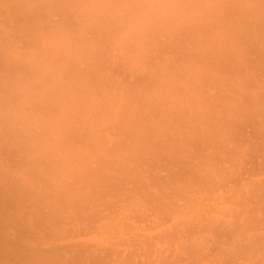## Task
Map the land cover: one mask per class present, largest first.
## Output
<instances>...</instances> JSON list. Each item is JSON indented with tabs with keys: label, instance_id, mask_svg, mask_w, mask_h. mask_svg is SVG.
I'll return each mask as SVG.
<instances>
[{
	"label": "rangeland",
	"instance_id": "1",
	"mask_svg": "<svg viewBox=\"0 0 264 264\" xmlns=\"http://www.w3.org/2000/svg\"><path fill=\"white\" fill-rule=\"evenodd\" d=\"M2 1L3 0H0V2L3 3H0V5H2V7H0V15H3L0 17V59L3 58L0 62V73L2 75V78L0 75V81L2 80V82H0V173L3 171L2 173L4 174H0V178H2L0 189L3 190H0V195H2V201L0 200V231H2L0 234L3 237H0L2 239H0V264H13L15 261L17 264H20V262H22V264H91L92 260L95 264L98 262V264H264V0H131V3L130 0H49L50 2H48V0H42L43 2L41 0ZM36 1H41L42 3L40 4ZM119 1L121 2L118 3ZM228 3L230 5H228ZM36 4L38 6H36ZM106 5L108 9H106ZM132 7L135 8L132 9ZM41 8L44 11H41ZM231 8L232 10H228ZM59 10H61V12H59ZM33 11L38 12V15L36 14L35 17H33ZM9 13L12 15H8ZM121 14L124 15L122 16ZM114 15L115 17H113ZM9 18L10 20L8 21L7 19ZM45 18L46 21L44 20ZM241 19L242 21H240ZM8 22L10 23L8 24ZM37 22H39V24ZM11 25L12 27H9ZM62 27H65V29ZM229 27H231L232 30H236L232 31L231 29H227ZM251 31L253 32L251 33ZM221 32L228 34L223 36ZM216 36H218V40ZM238 37H240L241 40ZM221 38H225L226 42L224 39L220 40ZM244 40H246L245 44L247 46L244 44ZM221 41H223V44ZM6 43L7 45H5ZM240 43L242 44L241 49L239 50L238 48L237 51H240L239 54L241 55H238V53L235 52L236 50L234 51L232 49H234V47L235 49L240 47ZM222 45L223 47H221ZM214 46H217V48ZM230 46L233 47L230 49ZM16 48L18 52L14 54ZM212 48L218 50L215 52ZM219 49H224V52H227V54L224 53V55H227L225 57L229 59L233 58L232 60L234 63L229 61L228 58H225L223 51H219ZM244 50L245 52H243ZM252 51L253 53L250 54ZM261 51L263 54H261ZM216 53L218 55H216ZM245 53L249 55L246 56ZM28 55L29 57H27ZM201 55L203 58L205 57V60ZM3 56H7L8 58ZM22 56L23 59L20 58ZM64 58L69 60L66 61ZM7 61L8 63H6ZM12 61L14 63H12ZM71 61L73 62L71 63ZM227 61L228 64L226 63ZM98 62H100L101 65ZM224 62L230 67V74H228V67ZM85 63L86 66H88L87 68ZM23 65L25 69L22 68ZM210 65L212 66L210 67ZM233 65H238V67L235 66L237 69L233 70L235 68ZM47 67L50 68L47 69ZM71 67L73 69H71ZM162 67L164 68L162 69ZM221 67H227L226 72L224 68V71L220 69ZM186 68L189 70V74ZM9 69L11 71H9ZM37 69L40 71H37ZM239 69L240 71L241 69L244 71L242 70L239 74L237 71ZM194 70L195 72L193 73L198 74L191 73V71ZM236 72L240 76H236ZM34 73H36V75H34ZM155 73H158L157 75L164 78L159 79ZM163 73H165V75H163ZM206 73L209 79L204 77V79L208 81L202 83L201 79L203 76H206ZM7 74H9L11 78H9ZM191 74L192 76H190ZM233 74L235 76H233ZM197 75L199 76L196 77ZM183 76L184 79H182ZM245 76L248 77V79ZM153 77L155 80H153ZM171 78L174 80H171ZM242 78H244V80ZM15 80L18 81L15 82ZM187 80L192 81L188 82ZM154 81L158 83L156 82L155 84ZM167 81L168 84H165ZM193 81V84H195L194 86L190 84ZM3 82L4 84H2ZM7 83L9 84L7 85ZM47 83H50L49 86ZM55 83L56 85H54ZM173 83L174 87L171 85ZM200 83L204 85H199ZM136 84H138L139 87ZM156 85L164 86L158 89ZM176 85H178V87ZM124 86L127 88H124ZM53 87L55 89L58 88L54 90ZM136 90H139L137 91V95L135 94ZM141 91L144 92L141 93ZM193 91H196V93ZM175 92H177V94H175ZM8 93H10V95ZM56 93L58 94L55 95ZM48 96L51 101L48 100L49 98L47 99ZM42 97H44V100L40 99ZM152 97L155 99H151ZM162 97H166L168 103L165 102L166 99H164L163 102ZM137 98L138 100L136 102L141 101V104H136L135 100ZM172 98L175 99L176 102L180 100L178 102L179 106L176 102H172ZM195 98L197 99L196 102L198 106L196 102H194ZM6 99L7 101H5ZM14 99L16 101L15 104ZM213 99H215V101ZM244 101L245 103H243ZM1 102H3V104H1ZM67 102H69V104ZM123 102L125 105H123ZM127 102L129 104H126ZM146 102H149V104H146ZM241 102L243 103V107ZM190 103H193V105ZM239 103H241V106ZM120 105H123L124 108L128 107V111H126L123 106L120 107ZM201 105L203 106L201 107ZM8 106V110L11 112L6 110ZM93 106L95 107L92 111ZM136 106L140 108L142 106L141 109H146L140 110L138 109L139 107ZM43 107H45V109ZM55 107L56 110H59L56 111ZM71 108L73 110H71ZM111 108H113L112 112H110L112 110ZM152 108L157 109L153 110ZM37 109H40L41 113L43 111V115H40L41 113L37 112ZM29 110H32V113ZM62 110H64L65 113ZM131 110L132 112L130 113L129 111ZM138 110L142 112H139V114L137 112ZM70 111L73 114H71ZM135 111L138 113H136L137 115L134 114ZM26 112L28 114H26ZM115 112L116 114H114ZM126 112L128 114H126ZM242 112L243 114H241ZM84 113H86V116ZM123 113L128 117L123 118L125 121L119 118L120 115L121 117L122 115L125 116ZM160 113H162L164 117H162ZM23 114L24 116L26 115L25 119H23ZM29 114L30 116H28ZM44 114H46V116ZM80 114L82 118H79ZM147 114H151V116ZM17 115L19 118H16L18 117ZM114 115L116 119L113 117ZM129 115L134 116L130 117ZM5 116L7 118H5ZM167 116H169V118H167ZM180 116L182 118H180ZM42 117L44 121L39 119ZM61 117L64 119L62 118L61 120ZM134 117L138 120H135ZM66 118L69 120L67 121ZM153 118L156 120L154 121ZM29 119L32 120L31 123ZM145 119L149 121L146 122ZM193 119H196L198 123ZM21 121H25V124ZM55 121H57V123H55ZM83 121L86 125L80 124ZM134 121L137 123L139 121V124ZM45 122L47 123L45 124ZM125 122H129V131H133V134L127 133L128 129L123 128V123L125 124ZM185 122L188 123L187 126ZM13 123L16 125L13 127L14 129L11 128ZM58 123L60 125H56ZM68 123L71 124L68 125ZM104 123L106 124L104 125ZM38 124L40 125L38 126ZM72 124L75 125V129L81 127V132L80 129L75 130L72 128L74 127ZM179 124H183V126ZM195 124L197 125V127L195 126V131L197 132L198 130V134L194 131ZM26 125H32V128ZM106 125L107 128L105 127ZM166 125L168 129L165 128ZM3 126H6V128H2ZM54 126L55 129L52 130L51 128H54ZM60 126L61 129L59 128L58 130ZM84 126L85 128H83ZM184 126L186 127L184 128ZM70 127L73 130H69L68 132L67 129H70ZM216 127L217 129H215ZM186 128L189 129L186 130ZM106 129H109L110 132ZM144 129H146V132L143 131ZM64 130L67 133H65ZM134 130L140 131L136 133ZM13 131H15L14 133H17V135L14 134ZM26 131H28L27 135ZM94 131L96 138L93 137L95 136ZM34 132L36 134L30 135ZM101 132L103 135L106 134L102 136ZM171 132L174 135L176 133L175 138ZM180 132H182V135ZM219 132H222V134H219ZM59 133L62 134V136ZM79 133H82V136ZM126 133L129 137L125 136ZM165 133L167 134L165 135ZM190 133L191 135H188ZM65 134L69 136L70 142L68 136ZM136 134H138L139 138L142 136L145 140L151 139L149 142H146L147 140L145 141L143 138L139 139ZM35 135L37 138H35ZM98 135L100 136L99 141H97L99 139L97 138ZM120 136L122 137L120 138ZM65 137H67V140ZM84 137L87 138L84 139ZM227 137H229V139H227ZM126 138L128 140L131 138L134 141L130 139L132 142V144H130L131 142L129 143ZM135 138L139 140V143H137ZM79 140L80 142H78ZM173 140H175V142ZM42 141L45 142L43 143ZM91 142L92 146L90 145ZM93 142H95L96 146ZM110 142H112V144H110ZM140 142H142L143 147L139 146L141 145ZM27 143H29V145ZM80 143H82L81 145L88 144L89 149L87 150V146H81ZM134 146L136 149H134ZM161 146L163 147L162 149ZM72 147L75 148L73 149ZM99 147L100 150H98ZM156 147L158 150H156ZM51 148H53V151H51ZM70 148L72 151L69 150ZM110 148L111 150H108ZM147 149L150 154H148ZM66 151H68V154H66ZM94 151V155H91ZM104 151L109 153L108 156H105L106 153H104ZM143 151L145 152L143 153ZM46 152H50V154ZM51 152L54 154L51 155ZM74 154H76V157ZM78 154L81 155L78 156ZM114 154L120 157L118 158L116 156L117 158H115ZM65 155H69L68 158ZM97 155L100 156V160ZM103 156H105V159H103ZM110 158L114 161L112 162ZM51 159H53V161ZM119 159H122V162H118L120 161ZM26 160L29 162H26ZM84 160L87 162H84L83 165L81 161ZM31 161H33V163H31ZM50 161L52 163L54 162L53 164L55 165L53 166ZM39 163H43V165ZM87 163L91 166L89 168H96L92 170L89 169ZM93 163H95V165ZM193 163L195 165L191 166ZM37 164H39V166ZM99 164L102 165L99 166ZM187 164L188 170L187 168L185 169ZM46 166L49 167L47 170ZM40 167H42V169ZM21 168L22 170H19ZM80 168L84 170L82 171ZM27 171L29 172L27 173ZM9 172H11L10 175ZM46 172L49 175L46 174ZM78 172L82 175L81 177ZM88 172L92 173L89 174ZM97 172L100 173V176L96 174ZM21 173H25L26 176ZM92 174L93 177L95 176L96 180L91 177ZM121 174L124 179L121 178ZM185 174L186 177L184 176ZM11 175L14 177L16 176L13 181H10L13 178ZM87 176H90L89 179ZM3 177L7 180L3 179ZM21 177L24 178V187H22L23 180H21ZM76 177L82 180L80 181V179ZM195 177L197 180H195ZM130 178L131 180H129ZM15 179H17V181ZM103 182H105V184H103ZM11 183L13 184L11 185ZM96 184H98L99 187L96 186ZM6 185L8 187L10 186L9 190L11 192L5 190L8 189ZM11 186L16 187L11 188ZM71 186H73V188ZM31 189L33 193H30ZM107 189H109V191ZM4 191H6L7 194L3 193ZM35 191L38 193H35ZM22 192L24 195H22ZM27 192L29 193L28 197L25 196ZM7 195H9V197ZM13 195L16 198L21 197L15 199ZM24 196L26 198H24ZM57 200L62 202V204ZM4 201L6 202L3 203ZM17 201L20 202L18 203ZM15 203H18V205H15ZM5 205H9L8 208H5ZM11 205H13V207H11ZM62 206L64 208H62ZM21 210L24 211V213L26 211L27 214H24ZM14 211L17 212V214H15ZM22 215H24V217ZM1 216L3 218H1ZM29 218L30 220H28ZM5 222L8 223L6 227H4ZM32 222H35L34 226H32ZM11 225H13V227ZM107 225L109 228L104 227ZM113 225L114 227L112 228ZM34 227L36 229H34ZM20 228H22V230ZM27 229L30 232H28ZM15 230H17V232H15ZM24 232L27 233V235H25ZM16 233H20V235ZM19 236L22 237L19 238ZM12 245H15V247ZM5 246H7V248H5ZM11 247H13V252L14 249H17L15 253L9 251ZM6 250L8 253L5 252ZM8 259H12V261H8ZM98 259H100V261H98ZM25 261L27 263H25ZM40 261H42V263H40Z\"/></svg>",
	"mask_w": 264,
	"mask_h": 264
},
{
	"label": "bare ground",
	"instance_id": "2",
	"mask_svg": "<svg viewBox=\"0 0 264 264\" xmlns=\"http://www.w3.org/2000/svg\"><path fill=\"white\" fill-rule=\"evenodd\" d=\"M3 1H4V0H3ZM3 1H2V2H3ZM32 1H33V0H32ZM41 1H42V0H41ZM41 1H40V2L36 1V2L41 4V3L43 2V1H42V2H41ZM65 1H66V0H65ZM78 1H80V0H78ZM125 1H126V0H125ZM175 1H177V0H175ZM235 1H236V0H235ZM258 1H259V0H258ZM48 2H50V1L48 0ZM59 2H60V1H59ZM120 2H121V1H119L118 3H120ZM137 2H139V1H137ZM143 2H144V1H143ZM173 2H174V1H173ZM0 3H1V2H0ZM15 3H16V2H15ZM24 3H25V2H24ZM73 3H74V2H73ZM126 3H127V2H126ZM130 3H131V0H130ZM130 3H128V4H130ZM134 3H135V1H134ZM140 3H142V2H140ZM1 4H3V3H1ZM6 4H7V3H6ZM57 4H58V3H57ZM225 4H226V3H225ZM240 4H241V3H240ZM4 5H5V4H4ZM17 5H18V4H17ZM43 5H44V4H43ZM46 5H47V4H46ZM51 5H52V4H51ZM68 5H69V4H68ZM72 5H73V4H72ZM131 5H132V6H135L134 4H131ZM131 5H128V6H131ZM141 5H142V4H141ZM144 5H145V4H144ZM228 5H230V4L228 3ZM231 5H232V4H231ZM263 5H264V4H263ZM36 6H38V5L36 4ZM36 6H35V7H36ZM112 6H113V5H112ZM122 6H123V5H122ZM148 6H149V5H148ZM240 6H241V5H240ZM242 6H244V5H242ZM255 6H256V5H255ZM0 7H2V5H0ZM3 7H4V6H3ZM43 7H44V6H43ZM49 7H50V6H49ZM56 7H57V5H56ZM71 7H72V6H71ZM99 7H100V5H99ZM114 7H115V6H114ZM141 7H142V6H141ZM146 7H147V5H146ZM256 7H257V6H256ZM5 8H6V7H5ZM8 8H9V6H8ZM20 8H21V7H20ZM24 8H25V7H24ZM37 8H38V7H37ZM72 8H73V7H72ZM115 8H116V7H115ZM122 8H123V7H122ZM128 8H129V7H128ZM134 8H135V7H132V9H134ZM144 8H145V7H144ZM229 8H230V7H229ZM233 8H235V7H233ZM237 8H238V7H237ZM251 8H252V7H251ZM260 8H262V7H260ZM263 8H264V7H263ZM43 9H45V8H43ZM48 9H49V8H48ZM55 9H56V8H55ZM67 9H68V8H67ZM70 9H71V8H70ZM106 9H108V8H107V5H106ZM111 9H113V8H111ZM111 9H110V10H111ZM126 9H127V8H126ZM132 9H131V10H132ZM138 9H139V8H138ZM138 9H137V11H138ZM243 9H244V8H243ZM254 9H255V8H254ZM4 10H5V9H4ZM10 10H11V9H10ZM10 10H8V11H10ZM32 10H33V9H32ZM38 10H39V9H38ZM38 10H37V11H38ZM57 10H58V9H57ZM129 10H130V9H129ZM139 10H142V9H139ZM144 10H145V9H144ZM147 10H148V9H147ZM147 10H146V12H147ZM152 10H153V9H152ZM228 10H232V8H231V9H228ZM234 10H235V9H234ZM240 10H242V9H240ZM247 10H248V9H247ZM252 10H253V9H252ZM18 11H19V10H18ZM35 11H36V9H35ZM35 11H33V12H34V13H33V14H34L33 17H35V15L38 13V12H35ZM39 11H40V10H39ZM41 11H44V10H42V8H41ZM53 11H54V10H53ZM65 11H66V10H65ZM107 11H109V10H107ZM111 11H112V10H111ZM111 11H110V12H111ZM119 11H120V10H119ZM149 11H151V10H149ZM245 11H246V10H245ZM262 11H263V10H262ZM3 12H4V11H3ZM5 12H6V11H5ZM25 12H26V11H25ZM25 12H24V13H25ZM59 12H61V10H59ZM101 12H102V11H101ZM103 12H104V11H103ZM121 12H122V11H121ZM134 12H135V11H134ZM235 12H236V11H235ZM238 12H239V11H238ZM39 13H41V12H39ZM67 13H68V11H67ZM128 13H129V12H128ZM248 13H249V12H248ZM257 13H258V12H257ZM6 14H7V13H6ZM29 14H30V13H29ZM56 14H57V13H56ZM72 14H73V13H72ZM118 14H119V13H118ZM124 14H125V13H124ZM124 14H123V15H124ZM129 14H130V13H129ZM135 14H136V13H135ZM227 14H229V13H227ZM230 14H232V13H230ZM241 14H242V13H241ZM245 14H246V13H245ZM1 15H2V14H1ZM1 15H0V17H1ZM8 15H12V14L9 13ZM37 15H38V14H37ZM39 15H40V14H39ZM47 15H49V14H47ZM69 15H70V14H69ZM90 15H91V14H90ZM101 15H102V14H101ZM104 15H105V14H104ZM108 15H109V13H108ZM110 15H111V14H110ZM119 15H120V14H119ZM121 15H122V14H121ZM123 15H122V16H123ZM236 15H237V14H236ZM2 16H3V15H2ZM5 16H6V15H5ZM30 16H31V15H30ZM67 16H68V14H67ZM70 16H71V15H70ZM106 16H107V15H106ZM132 16H134V15H132ZM228 16H229V15H228ZM41 17H42V15H41ZM55 17H56V16H55ZM64 17H65V16H64ZM100 17H101V16H100ZM113 17H115V15H114ZM230 17H231V16H230ZM236 17H237V16H236ZM249 17H250V16H249ZM251 17H252V16H251ZM10 18H11V17H10ZM10 18L7 19V20L9 21ZM39 18H40V17H39ZM46 18H47V17H46ZM46 18L44 19L45 21H46ZM52 18H53V17H52ZM52 18H51V19H52ZM234 18H235V17H234ZM256 18H257V17H256ZM3 19H4V17H3ZM21 19H22V18H21ZM29 19H30V18H29ZM35 19H37V18H35ZM64 19H66V18H64ZM72 19H73V18H72ZM84 19H85V18H84ZM106 19H107V18H106ZM113 19H115V18H113ZM120 19H121V18H120ZM228 19H230V18H228ZM228 19H226V20H228ZM232 19H233V18H232ZM236 19H237V18H236ZM243 19H244V18H243ZM110 20H111V19H110ZM234 20H235V19H234ZM250 20H251V19H250ZM258 20H259V19H258ZM263 20H264V19H263ZM14 21H15V20H14ZM25 21H26V20H25ZM35 21H38V20H35ZM48 21H49V20H48ZM89 21H90V20H89ZM101 21H103V20H101ZM127 21H128V20H127ZM222 21H223V20H222ZM240 21H242V19H241ZM252 21H253V20H252ZM15 22H16V21H15ZM20 22H21V21H20ZM30 22H31V20H30ZM39 22H42V21H39ZM39 22H37V23L39 24ZM67 22H68V20H67ZM83 22H84V21H83ZM117 22H118V19H117ZM228 22H231V21H228ZM233 22H234V21H233ZM247 22H251V21H247ZM258 22H259V21H258ZM262 22H263V21H262ZM9 23H10V22H8V24H9ZM46 23H47V22H46ZM46 23H45V24H46ZM55 23H56V22H55ZM75 23H76V22H75ZM222 23H223V22H222ZM224 23H226V22H224ZM245 23H246V21H245ZM255 23H256V22H255ZM32 24H33V23H32ZM35 24H36V23H35ZM45 24H44V25H45ZM57 24H58V23H57ZM64 24H65V23H64ZM227 24H228V23H227ZM227 24H226V25H227ZM243 24H244V23H243ZM243 24H242V25H243ZM246 24H247V23H246ZM252 24H253V22H252ZM258 24H259V23H258ZM258 24H257V25H258ZM20 25H21V24H20ZM48 25H50V24H48ZM62 25H63V23H62ZM69 25H70V24H69ZM69 25H67V26H69ZM94 25H95V24H94ZM223 25H225V24H223ZM223 25H222V26H223ZM247 25H248V24H247ZM14 26H15V25H14ZM50 26H51V25H50ZM72 26H73V25H72ZM232 26H233V25H232ZM235 26H236V24H235ZM240 26H241V24H240ZM253 26H254V25H253ZM9 27H12V25L9 26ZM9 27H7V28H9ZM18 27H19V26H18ZM18 27H17V28H18ZM39 27H40V26H39ZM46 27H47V26H46ZM81 27H82V26H81ZM93 27H96V26H93ZM251 27H252V26H251ZM251 27H250V28H251ZM262 27H263V26H262ZM32 28H33V27H32ZM43 28H44V27H43ZM49 28H50V27H49ZM62 28L65 29V27H62ZM241 28H242V27H241ZM241 28H240V29H241ZM27 29H30V28H27ZM51 29H52V28H51ZM51 29H50V30H51ZM57 29H58V28H57ZM68 29H69V27H68ZM107 29H108V28H107ZM115 29H116V28H115ZM224 29H226V28H224ZM224 29H223V30H224ZM227 29H231V30H232L231 27H229V28H227ZM233 29H234V28H233ZM237 29H238V28H237ZM4 30H6V29H4ZM25 30H26V29H25ZM234 30H236V29H234ZM234 30H232V31H234ZM243 30H244V29H243ZM259 30H260V29H259ZM261 30H262V29H261ZM44 31H45V30H44ZM53 31H54V30H53ZM79 31H80V30H79ZM96 31H97V30H96ZM98 31H99V30H98ZM120 31H121V30H120ZM220 31H221V30H220ZM228 31H229V30H228ZM254 31H255V30H254ZM257 31H258V30H257ZM263 31H264V29H263ZM42 32H43V31H42ZM42 32H40V33H42ZM45 32H46V31H45ZM103 32H104V31H103ZM113 32H114V31H113ZM222 32H224V31H222ZM222 32H221V33H222ZM225 32H226V31H225ZM241 32H243V31H241ZM246 32H247V30H246ZM252 32H253V31H251V33H252ZM17 33H18V32H17ZM83 33H84V32H83ZM101 33H102V32H101ZM107 33H108V32H107ZM111 33H112V32H111ZM115 33H116V32H115ZM238 33H239V32H238ZM248 33H249V32H248ZM251 33H250V34H251ZM260 33H261V32H260ZM14 34H15V33H14ZM14 34H13V35H14ZM95 34H96V33H95ZM222 34H223V36H224V35H227L228 33H227V34L222 33ZM47 35H48V34H47ZM68 35H69V34H68ZM235 35H236V34H235ZM241 35H242V33H241ZM251 35H252V34H251ZM263 35H264V34H263ZM218 36H219V35H218ZM218 36H216V39H217ZM220 36H221V35H220ZM243 36H244V35H243ZM246 36H247V35H246ZM246 36H245V37H246ZM53 37H54V36H53ZM227 37H229V36H227ZM251 37H252V36H251ZM13 38H14V37H13ZM22 38L26 39L25 37H22ZM104 38H105V37H104ZM104 38H103V40H104ZM219 38H220V37H219ZM231 38H232V37H231ZM238 38H240V37H238ZM256 38H257V37H256ZM15 39H16V38H15ZM222 39L225 40V38H221L220 40H222ZM228 39H230V38H228ZM234 39H235V38H234ZM243 39H245V38H243ZM250 39H252V38H250ZM18 40H19V38H18ZM18 40H17V41H18ZM188 40H189V39H188ZM217 40H218V39H217ZM240 40H241V38H240ZM263 40H264V38H263ZM4 41H5V40H4ZM84 41H85V40H84ZM189 41H190V40H189ZM215 41H216V40H215ZM248 41H249V40H248ZM103 42H104V41H103ZM103 42H102V43H103ZM225 42H226V40H225ZM228 42H229V41H228ZM234 42L236 43V41H234ZM245 42H246V40H244V44H245ZM2 43H3V42H2ZM7 43H8V42H7ZM7 43H6L5 45H7ZM11 43H13V42H11ZM87 43H88V42H87ZM110 43H111V42H110ZM193 43H194V42H193ZM214 43H215V42H214ZM221 43L223 44V41H221ZM248 43H249V42H248ZM251 43H252V42H251ZM19 44H20V43H19ZM89 44H90V43H89ZM212 44H213V43H212ZM233 44H234V43H233ZM236 44H238V43H236ZM255 44H256V43H255ZM255 44H254V45H255ZM9 45H10V44H9ZM105 45H106V42H105ZM200 45H201V44H200ZM214 45H216V44H214ZM241 45H242V44L240 43V47H237L236 49H235V47H234V49H232V50H234V51L236 50L235 52H237L238 55H241V54H239L240 51H237L238 48H239V50L241 49ZM245 45H246V44H245ZM10 46H12V45H10ZM198 46H199V45H198ZM224 46H225V45H224ZM246 46H247V45H246ZM246 46H245V47H246ZM249 46H250V45H249ZM258 46H259V45H258ZM12 47H13V46H12ZM12 47H10V48H11V49H14V48H12ZM214 47L217 48V46H214ZM221 47H223V45H222ZM232 47H233V46H232ZM232 47L230 46L229 48L231 49ZM4 48H5V47H4ZM4 48H1V49H4ZM201 48H202V47H201ZM6 49H8V48H6ZM203 49H205V48H203ZM210 49H211V48H210ZM212 49H214V48H212ZM225 49H226V46H225ZM247 49H249V48H247ZM17 50H18L17 48H16L15 51L13 50V51H14V54L18 52ZM39 50H40V49H39ZM84 50H85V48H84ZM88 50H89V49H88ZM208 50H209V49H208ZM214 50H215V52H216L218 49H214ZM232 50H231V51H232ZM2 51H3V50H2ZM9 51H10V50H9ZM211 51H212V50H211ZM219 51H223V55H224V53L227 54V52H224V49H222V50L219 49ZM247 51H250V50H247ZM6 52H7V51H6ZM11 52H12V51H11ZM21 52H22V51H21ZM56 52H57V51H56ZM61 52H62V51H61ZM215 52L213 51L214 54H215ZM228 52H230V51H228ZM243 52H245V50H244ZM257 52H258V50H257ZM4 53H5V52H4ZM251 53H253V51L250 52V54H251ZM5 54H6V53H5ZM7 54H9V53H7ZM12 54H13V52H12ZM230 54H231V53H230ZM232 54H233V52H232ZM245 54H246V56L249 55V54H247V53H245ZM261 54H263L262 51H261ZM57 55H58V54H57ZM64 55H65V54H64ZM82 55H83V54H82ZM216 55H218V54L216 53ZM1 56H2V55H1ZM25 56H26V54H25ZM58 56H59V55H58ZM61 56H62V54H61ZM61 56H60V58H61ZM131 56H134V55H131ZM205 56H207V55H205ZM221 56H222V55H221ZM225 56H227V55H224V57H225ZM231 56H233V55H231ZM3 57L8 58L7 56H3ZM27 57H29V55H28ZM201 57H202V55H201ZM207 57H208V56H207ZM241 57H242V56H241ZM248 57H249V56H248ZM262 57H263V56H262ZM6 58H5V60H6ZM15 58H17V57H15ZM15 58H13V59H15ZM20 58L23 59V56L20 57ZM46 58H47V57H46ZM67 58H68V57H67ZM67 58H66V59H67ZM202 58H203V57H202ZM225 58H228V57H225ZM234 58H235V57H234ZM246 58H247V57H246ZM251 58H252V57H251ZM1 59H3V58H1ZM1 59H0V62H1ZM9 59H10V58H9ZM21 59H20V60H21ZM26 59H27V58H26ZM29 59H30V58H29ZM58 59H59V58H58ZM66 59L64 58V60H66ZM95 59H96V58H95ZM95 59H94V60H95ZM203 59L205 60V57H204ZM209 59H210V58H209ZM228 59H229V58H228ZM232 59H233V58H230L229 61H232V62H233ZM240 59H241V58H240ZM16 60H17V59H16ZM68 60H69V59H68ZM68 60H66V61H68ZM87 60H90V59H87ZM91 60H92V58H91ZM206 60H207V59H206ZM246 60H247V59H246ZM252 60H253V59H252ZM254 60H255V59H254ZM47 61H48V60H47ZM80 61H81V59H80ZM220 61H221V60H220ZM222 61H224V60H222ZM248 61H250V60H248ZM23 62H24V61H23ZM72 62H73V61H71V63H72ZM6 63H8V61H7ZM12 63H14V62L12 61ZM98 63L100 64V62H98ZM101 63H102V62H101ZM224 63H225V62H224ZM226 63L228 64V61H227ZM226 63H225V64H226ZM233 63H234V62H233ZM18 64H19V63H18ZM24 64H25V63H24ZM62 64H63V63H62ZM80 64H81V63H80ZM87 64H88V63H87ZM90 64H91V63H90ZM94 64H96V63H94ZM149 64H150V63H149ZM189 64H190V63H189ZM189 64H188V65H189ZM210 64H212V63H210ZM216 64H217V63H216ZM219 64H220V63H219ZM227 64H226V65H227ZM237 64H238V63H237ZM1 65H2V64H1ZM8 65H9V64H8ZM19 65H20V64H19ZM25 65H27V64H25ZM36 65H37V64H36ZM96 65H97V64H96ZM100 65H101V64H100ZM229 65H230V64H229ZM251 65L253 66L252 63H251ZM3 66H4V64H3ZM10 66H11V65H10ZM31 66H32V65H31ZM71 66H72V65H71ZM77 66H78V65H77ZM85 66H86V63H85ZM193 66H194V65H193ZM211 66H212V65H210V67H211ZM218 66H219V65H218ZM233 66H234V67H235V66L238 67V65H233ZM0 67H1V66H0ZM5 67H6V66H5ZM18 67H19V66H18ZM26 67H27V66H26ZM50 67H51V66H50ZM50 67H49V68H50ZM52 67H53V66H52ZM67 67H68V66H67ZM87 67H88V66H86V68H87ZM101 67H102V66H101ZM105 67H106V66H105ZM206 67H207V66H206ZM213 67H214V66H213ZM227 67H228V65H227ZM227 67H221L220 69L223 70V68H224V69H225V72H226ZM234 67H233V68H234ZM244 67H245V64H244ZM8 68H9V67H8ZM22 68L25 69V66L23 65ZM29 68H30V67H29ZM39 68H40V67H39ZM49 68L47 67V69H49ZM58 68H59V67H58ZM75 68H76V67H75ZM163 68H164V67H162V69H163ZM183 68H184V67H183ZM190 68H191V67H190ZM199 68H200V67H199ZM199 68H196V69H199ZM233 68H231V69H233ZM251 68H253V67H251ZM11 69H13V68H11ZM14 69H15V68H14ZM45 69H46V68H45ZM71 69H73V68L71 67ZM83 69H84V68H83ZM92 69H93V68H92ZM99 69H100V68H99ZM99 69H98V70H99ZM184 69H185V68H184ZM186 69H187V68H186ZM200 69H201V68H200ZM220 69H219V70H220ZM229 69H230V67H228V69H227L228 74H230ZM235 69H237V68L235 67L233 70H235ZM50 70H51V69H50ZM53 70H54V69H53ZM62 70H63V69H62ZM78 70H79V69H78ZM164 70H165V69H164ZM181 70H182V69H181ZM187 70H188V69H187ZM202 70H204V69H202ZM210 70H211V69H210ZM219 70H218V71H219ZM242 70H243V69H241V71H240V69H239V70H237V71H238L239 74H240V73L242 72ZM244 70H245V68H244ZM244 70H243V71H244ZM246 70H247V69H246ZM249 70H250V69H249ZM9 71H11V70L9 69ZM17 71H18V70H17ZM37 71H40V70L37 69ZM56 71H57V70H56ZM56 71H55V72H56ZM162 71H163V70H162ZM207 71L209 72L208 68H207ZM223 71H224V70H223ZM2 72H3V71H2ZM5 72H6V70H5ZM26 72H27V71H26ZM34 72H35V71H34ZM46 72H48V71H46ZM64 72H65V71H64ZM72 72H73V71H72ZM76 72H77V71H76ZM153 72H154V71H153ZM180 72H181V71H180ZM185 72H186V71H185ZM187 72H188V74H189V70H188ZM193 72H195V70H194V71H191V73H193ZM7 73H8V71H7ZM28 73H29V71H28ZM37 73H38V72H37ZM68 73H69V72H68ZM102 73H103V72H102ZM145 73H146V72H145ZM181 73H182V72H181ZM232 73H233V72H232ZM236 73H237V72H236ZM236 73H235V75L237 76L238 73H237V74H236ZM3 74H4V73H3ZM42 74H43V73H42ZM58 74H59V73H58ZM64 74H67V73H64ZM70 74H71V73H70ZM74 74H75V73H74ZM155 74H156V73H155ZM157 74H158V73H157ZM157 74H156V75H157ZM168 74H169V73H168ZM177 74H178V73H177ZM193 74H198V73H193ZM202 74H203V73H202ZM202 74H201V75H202ZM210 74H211V73H210ZM0 75H1V73H0ZM13 75H14V73H13ZM32 75H33V73H32ZM34 75H36V73H34ZM46 75H47V74H46ZM54 75H57V74H54ZM77 75H78V74H77ZM80 75H81V74H80ZM80 75H79V76H80ZM149 75H151V74H149ZM156 75H155V76H156ZM163 75H165V73H163ZM180 75H181V74H180ZM203 75H204V74H203ZM203 75H202V76H203ZM235 75L233 74V76H235ZM5 76H6V75H5ZM7 76H9V74H7ZM49 76H50V75H49ZM62 76H64V75H62ZM66 76H67V75H66ZM155 76H154V77H155ZM157 76L159 77V79H163V78H164V77L161 78L160 75H157ZM166 76H167V74H166ZM181 76H182V75H181ZM190 76H192V74H191ZM190 76H189V77H190ZM198 76H199V75H197L196 77H198ZM214 76H215V75H214ZM238 76H240V75H238ZM13 77H15V76H13ZM51 77H52V76H51ZM53 77H54V76H53ZM69 77H70V76H69ZM74 77H76V76H74ZM93 77H94V75H93ZM144 77H145V76H144ZM154 77H153V80H155ZM185 77H186V73H185ZM193 77H195V76H193ZM204 77L208 78L207 73H206V76H203L202 79L200 78L202 81H201V80H199V81H201L202 83H204V81H208V80H205ZM210 77H211V76H210ZM241 77H244V76H241ZM245 77H246V76H245ZM1 78H2V75H1ZM9 78H11V76H9ZM22 78H24V77H22ZM36 78H38V77H36ZM43 78H44V77H43ZM49 78H50V77H49ZM58 78H60V77H58ZM70 78H71V77H70ZM239 78H240V77H239ZM246 78L248 79V77H246ZM52 79H53V78H52ZM86 79H87V76H86ZM172 79H173V78H171V80H172ZM182 79H184V76L182 77ZM189 79H190V78H189ZM197 79H198V78H197ZM208 79H209V78H208ZM242 79L244 80V78H242ZM46 80H47V79H46ZM58 80H59V79H58ZM63 80H64V78H63ZM150 80H151V79H150ZM169 80H170V79H169ZM173 80H174V79H173ZM185 80H186V79H185ZM195 80H196V78H195ZM5 81H6V80H5ZM9 81H10V80H9ZM17 81H18V80H17ZM17 81L15 80V82H17ZM24 81H25V79H24ZM31 81H32V79H31ZM52 81H53V80H52ZM61 81H62V80H61ZM71 81H72V80H71ZM71 81H70V82H71ZM78 81H79V80H78ZM159 81H160V80H159ZM163 81H164V80H163ZM178 81H179V80H178ZM187 81L190 82V81H192V80H190V81L187 80ZM0 82H2V80H1ZM41 82H42V81H41ZM54 82H56V81H54ZM62 82H63V81H62ZM94 82H95V81H94ZM139 82H140V81H139ZM156 82H157V81H156ZM156 82L154 81L155 84H156ZM161 82H162V80H161ZM161 82H160V83H161ZM174 82H176V81H174ZM183 82H184V81H183ZM245 82H246V81H245ZM44 83H45V82H44ZM50 83H51V82H50ZM50 83H47L48 86H49ZM80 83H81V82H80ZM86 83H87V82H86ZM95 83H96V82H95ZM157 83H158V82H157ZM160 83H159V84H160ZM162 83H163V82H162ZM171 83H172V82H171ZM193 83H194V81H193L192 83H190V84H192V85L194 86L195 84H193ZM196 83H197V81H196ZM2 84H4V82H3ZM8 84H9V83H7V85H8ZM11 84H12V83H11ZM15 84H16V83H15ZM40 84H41V83H40ZM52 84H53V83H52ZM71 84H72V83H71ZM84 84H85V83H84ZM129 84H130V83H129ZM141 84H142V83H141ZM165 84H168V81H167V83H165ZM165 84H164V85H165ZM43 85H45V84H43ZM43 85H42V86H43ZM54 85H56V83H55ZM63 85H64V84H63ZM63 85H62V86H63ZM65 85H67V84H65ZM89 85H90V84H89ZM104 85H105V84H104ZM123 85H124V84H123ZM127 85H128V84H127ZM136 85H138V84H136ZM164 85H163V86H164ZM171 85L174 87V83L171 84ZM192 85H191V86H192ZM199 85H204V84H201V83H200ZM36 86H37V85H36ZM51 86H52V85H51ZM57 86H58V85H57ZM69 86H70V85H69ZM69 86H68V87H69ZM112 86H114V85H112ZM128 86H129V85H128ZM142 86H144V85H142ZM150 86H151V84H150ZM154 86H155V85H154ZM156 86H158V85H156ZM161 86H162V85H161ZM161 86H158V89H161V88L163 87V86H162V87H161ZM176 86L178 87V85H176ZM186 86H187V85H186ZM186 86H185V87H186ZM242 86H243V85H242ZM38 87H39V86H38ZM68 87H67V88H68ZM70 87H71V86H70ZM74 87H75V86H74ZM106 87H107V86H106ZM130 87H132V86H130ZM130 87H129V88H130ZM138 87H139V85H138ZM146 87H147V86H146ZM148 87H149V86H148ZM165 87H166V85H165ZM5 88H7V87H5ZM8 88H9V87H8ZM53 88H54V87H53ZM57 88H58V87H57ZM57 88H56V89H57ZM102 88H103V87H102ZM124 88H127V87L124 86ZM129 88H128V89H129ZM11 89H12V88H11ZM13 89H14V87H13ZM56 89L54 88V90H56ZM64 89H65V88H64ZM84 89H87V88H84ZM99 89H100V88H99ZM111 89H113V88H111ZM121 89H122V88H121ZM137 89H138V88H137ZM166 89H167V87H166ZM171 89H172V88H171ZM49 90H50V88H49ZM58 90H59V89H58ZM67 90H68V89H67ZM74 90H75V89H74ZM163 90H164V88H163ZM169 90H170V89H169ZM169 90H168V91H169ZM175 90H176V88H175ZM180 90H181V89H180ZM202 90H203V89H202ZM22 91H24V90H22ZM64 91H65V90H64ZM87 91H88V90H87ZM137 91H139V90H136V93H135V91H134V93H135L136 95H137V93H138ZM148 91H149V90H148ZM173 91H174V90H173ZM9 92H10V91H9ZM13 92H14V90H13ZM15 92H16V91H15ZM31 92H32V91H31ZM47 92H48V91H47ZM76 92H77V91H76ZM94 92H95V91H94ZM142 92H144V91H141V93H142ZM149 92H150V91H149ZM154 92H156V91H154ZM160 92H161V90H160ZM169 92H170V91H169ZM183 92H185V91H183ZM193 92H194V91H193ZM2 93H3V92H2ZM33 93H34V92H33ZM50 93H51V92H50ZM72 93H73V92H72ZM72 93H71V94H72ZM109 93H111V92H109ZM125 93H126V92H125ZM163 93H164V92H163ZM163 93H162V94H163ZM180 93H181V92H180ZM180 93H179V94H180ZM189 93H190V91H189ZM189 93H188V94H189ZM194 93H196V91H195ZM208 93H209V92H208ZM5 94H7V93H5ZM8 94L10 95V93H8ZM57 94H58V93H56L55 95H57ZM61 94H63V93H61ZM103 94H104V93H103ZM117 94H118V93H117ZM128 94H130V93H128ZM164 94H166V93H164ZM175 94H177V92H175ZM175 94H174V95H175ZM183 94H186V93H183ZM13 95H14V94H13ZM13 95H12V96H13ZM16 95H17V94H16ZM18 95H19V94H18ZM29 95H30V94H29ZM50 95H51V94H50ZM78 95H79V94H78ZM136 95H135V96H136ZM146 95H147V94H146ZM157 95H159V94H157ZM172 95H173V94H172ZM190 95H191V94H190ZM2 96H4V95H2ZM44 96H45V95H44ZM66 96H67V95H66ZM66 96H65V97H66ZM129 96H130V95H129ZM129 96H128V97H129ZM167 96H168V95H167ZM182 96H183V95H182ZM182 96H181V98H182ZM191 96H192V95H191ZM203 96H204V95H203ZM10 97H11V96H10ZM13 97H14V96H13ZM67 97H68V96H67ZM131 97H132V96H131ZM137 97H138V96H137ZM154 97H155V96H154ZM174 97H176V96H174ZM194 97H195V96H194ZM16 98H17V97H16ZM43 98H44V97H42V98H40V99H41V100H44ZM48 98H49V99H48ZM53 98H55V97H53ZM134 98H135V97H134ZM138 98H139V97H138ZM138 98L135 100V102L138 100ZM143 98H144V97H143ZM162 98H163V102H164V99H166V97H162ZM162 98H161V99H162ZM168 98H171V97H168ZM189 98H190V96H189ZM214 98H215V97H214ZM31 99H32V98H31ZM45 99H46V98H45ZM47 99H48L49 101H51L49 96L47 97ZM57 99H58V97H57ZM75 99H76V98H75ZM81 99H82V98H81ZM151 99H153V97H152ZM154 99H155V98H154ZM154 99H153V100H154ZM179 99H180V98H179ZM197 99H198V97H197ZM197 99L195 98L194 102H196ZM199 99H200V98H199ZM201 99H202V98H201ZM208 99H209V98H208ZM208 99H207V102H208ZM229 99H230V98H229ZM229 99H228V100H229ZM233 99H234V98H233ZM3 100H4V99H3ZM25 100H26V99H25ZM110 100H111V99H110ZM119 100H120V99H119ZM121 100H122V99H121ZM139 100H140V99H139ZM157 100H158V99H157ZM184 100H185V98H184ZM187 100H188V99H187ZM213 100L215 101V99H213ZM228 100H227V101H228ZM244 100H245V99H244ZM5 101H7V99H6ZM10 101H12V100H10ZM18 101H19V100H18ZM58 101H59V100H58ZM104 101H105V100H104ZM147 101H148V100H147ZM151 101H152V100H151ZM160 101H162V100H160ZM173 101L176 102L175 99L172 98V102H173ZM179 101H180V100H178V102H179ZM204 101H206V100H204ZM40 102H41V101H40ZM42 102H43V101H42ZM59 102H60V101H59ZM120 102H121V101H120ZM135 102H134V103H135ZM165 102L168 103V100L166 99ZM178 102H176L177 105H178ZM192 102H193V100H192ZM239 102H240V100H239ZM15 103H16V101H15V99H14V104H15ZM21 103H22V102H21ZM67 103L69 104V102H67ZM67 103H66V104H67ZM99 103H100V102H99ZM99 103H98V104H99ZM115 103H116V102H115ZM123 103H124V102H123ZM139 103L141 104V101H140V102H136V104H139ZM144 103H145V102H144ZM155 103H156V102H155ZM161 103H162V102H161ZM187 103H188V101H187ZM201 103H202V102H201ZM201 103H200V104H201ZM208 103H209V102H208ZM208 103H207V104H208ZM241 103H242V102H241ZM241 103H239L240 106H241ZM243 103H245V101H244ZM243 103H242V107H243ZM1 104H3V102H1ZM9 104H10V102H9ZM14 104H12V105H14ZM42 104H43V103H42ZM44 104H45V103H44ZM46 104H47V102H46ZM51 104H52V103H51ZM61 104H62V103H61ZM70 104H71V103H70ZM81 104H82V103H81ZM81 104H80V105H81ZM126 104H129V103L127 102ZM146 104H149V102H148V103L146 102ZM183 104H184V103H183ZM183 104H182V105H183ZM190 104L193 105V103H190ZM194 104H195V103H194ZM196 104H197V102H196ZM205 104H206V102H205ZM5 105H6V104H5ZM47 105H48V104H47ZM106 105H107V104H106ZM123 105H125V103H124ZM123 105H120V107H122ZM208 105H209V104H208ZM29 106H30V105H29ZM52 106H53V105H52ZM66 106H67V105H66ZM76 106H77V105H76ZM78 106H79V105H78ZM101 106H103V105H101ZM175 106H176V105H175ZM178 106H179V105H178ZM184 106H185V105H184ZM197 106H198V104H197ZM202 106H203V105H201V107H202ZM209 106H210V105H209ZM10 107H11V106H10ZM33 107H35V106H33ZM36 107H37V105H36ZM59 107H60V106H59ZM67 107H68V106H67ZM67 107H66V108H67ZM94 107H95V106H93L92 111L94 110ZM117 107H118V106H117ZM136 107H139V106H136ZM152 107H153V105H152ZM187 107H188V106H187ZM195 107H196V106H195ZM199 107H200V106H199ZM204 107H205V105H204ZM13 108H15V107H13ZM16 108H17V107H16ZM20 108H21V107H20ZM22 108H23V107H22ZM37 108H38V107H37ZM43 108L45 109V107H43ZM50 108H51V106H50ZM57 108H58V107H57ZM64 108H65V107H64ZM77 108H78V107H77ZM84 108H85V107H84ZM114 108H115V107H114ZM123 108H124V106H123ZM123 108H122V110H123ZM127 108H128V107H125L124 109H125L126 111H128ZM141 108H142V106H141ZM141 108L139 107L138 109H140V110H144V109H146V108H144V109H141ZM166 108H167V107H166ZM178 108H179V107H178ZM184 108H185V107H184ZM207 108H208V106H207ZM8 109H9V106H8V108H7L6 110H8ZM23 109H24V108H23ZM30 109H32V108H30ZM52 109H53V108H52ZM52 109H51V110H52ZM79 109H80V108H79ZM111 109H112V110H111L110 112L113 111V108H111ZM149 109H150V107H149ZM152 109H153V108H152ZM154 109H157V108H154ZM154 109H153V110H154ZM172 109H173V108H172ZM229 109H230V108H229ZM245 109H246V108H245ZM6 110H4V111H6ZM13 110H14V109H13ZM18 110H19V108H18ZM20 110H21V109H20ZM38 110H40V109H37V112H40V113H41V110H40V111H38ZM53 110H54V109H53ZM55 110H56V107H55ZM58 110H59V109H58ZM58 110H56V111H58ZM71 110H73V109L71 108ZM85 110H86V109H85ZM96 110H97V109H96ZM134 110H135V109H134ZM165 110H166V109H165ZM179 110H180V109H179ZM239 110H240V108H239ZM8 111L11 112L10 110H8ZM29 111H30V110H29ZM31 111H32V110H31ZM31 111H30V112H31ZM48 111H49V109H48ZM48 111H47V112H48ZM60 111H61V110H60ZM62 111H64V110H62ZM67 111H68V109H67ZM77 111H78V109H77ZM80 111H81V110H80ZM86 111H87V110H86ZM106 111H107V110H106ZM151 111H152V110H151ZM156 111H157V110H156ZM208 111H209V110H208ZM2 112H3V111H2ZM19 112H20V111H19ZM68 112H69V111H68ZM70 112H71V111H70ZM87 112H88V111H87ZM97 112H98V111H97ZM104 112H105V111H104ZM116 112H117V111H116ZM116 112H115L114 114H116ZM129 112L131 113L132 110L129 111ZM137 112L139 113V112H142V111H139V110H138ZM137 112L135 111L134 114H136ZM159 112H160V111H159ZM172 112H173V111H172ZM185 112H186V111H185ZM5 113H6V112H5ZM22 113H23V112H22ZM31 113H32V112H31ZM48 113H49V112H48ZM64 113H65V111H64ZM78 113H79V111H78ZM107 113H108V112H107ZM117 113H118V112H117ZM120 113H121V112H120ZM120 113H119V114H120ZM130 113H129V114H130ZM138 113H137V114H138ZM150 113H151V112H150ZM154 113H155V112H154ZM154 113H153V115H154ZM192 113H193V112H192ZM2 114H3V113H2ZM6 114H7V113H6ZM11 114H12V113H11ZM20 114H21V113H20ZM24 114H25V113H24ZM24 114H23V116H24ZM26 114H28V113L26 112ZM71 114H73V113L71 112ZM81 114H82V113H81ZM81 114H80L79 118L81 117ZM92 114H93V113H92ZM95 114H96V113H95ZM104 114H106V113H104ZM109 114H111V113H109ZM123 114H124V113H123ZM126 114H128V113L126 112ZM137 114H136V115H137ZM139 114H140V113H139ZM160 114H161V116H162V113H160ZM160 114H159V115H160ZM165 114H167V113H165ZM170 114H171V113H170ZM176 114H177V113H176ZM184 114H185V113H184ZM187 114H188V112H187ZM241 114H243V112H242ZM8 115H9V114H8ZM40 115H43V111H42V113H41ZM40 115H39V117H40ZM44 115L46 116V114H44ZM50 115H51V114H50ZM56 115H57V113H56ZM84 115L86 116V113H84ZM106 115H107V114H106ZM111 115H112V114H111ZM117 115H118V114H117ZM124 115H125V114H124ZM136 115H135V117H136ZM142 115H143V114H142ZM147 115H148V114H147ZM171 115H172V114H171ZM1 116H2V115H1ZM17 116H18V115H17ZM23 116H22V117H23ZM25 116H26V115H25ZM25 116H24L23 119H25ZM28 116H30V114H29ZM51 116H52V115H51ZM88 116H89V115H88ZM99 116H100V114H99ZM108 116H109V115H108ZM129 116H130V115H129ZM132 116H134V115H132ZM132 116H130V117H132ZM148 116H151V114L148 115ZM155 116H156V115H155ZM176 116H177V115H176ZM185 116H186V114H185ZM192 116L195 117L194 115H192ZM8 117H9V116H8ZM13 117H14V116H13ZM20 117H21V116H20ZM31 117H32V116H31ZM43 117H44V116H43ZM43 117H42V118H39V119L42 120V119H44ZM52 117H54V116H52ZM106 117H107V116H106ZM113 117L115 118V115H114ZM125 117H127V115H125V116L122 115V117H121V115L119 116V118H122V120H124L123 118H125ZM135 117H134V119L136 120L137 118H135ZM162 117H164V116H162ZM187 117H188V115H187ZM5 118H7V117L5 116ZM9 118H11V117H9ZM16 118H19V116L16 117ZM28 118H29V117H28ZM28 118H26V119H28ZM58 118H59V116H58ZM62 118H63V117H61V120H62ZM68 118H69V113H68ZM70 118L72 119L71 115H70ZM81 118H82V117H81ZM102 118H103V117H102ZM108 118H109V117H108ZM119 118H117V119H119ZM127 118H128V117H127ZM127 118H126V121H127ZM144 118H145V117H144ZM167 118H169V116H167ZM180 118H182V117L180 116ZM188 118H189V117H188ZM34 119H35V116H34ZM36 119H38V118H36ZM50 119H51V117H50ZM59 119H60V118H59ZM63 119H64V118H63ZM66 119H67V118H66ZM83 119H84V118H83ZM96 119H97V117H96ZM115 119H116V118H115ZM129 119H131V118H129ZM129 119H128V120H129ZM153 119H154V121L156 120L155 118H153ZM161 119H162V118H161ZM164 119H165V118H164ZM183 119H185V118H183ZM183 119H182V120H183ZM186 119H187V118H186ZM191 119H192V118H191ZM191 119H190V120H191ZM228 119H229V118H228ZM11 120H12V119H11ZM21 120H22V119H21ZM29 120H31V119H29ZM40 120H37V121H40ZM45 120H46V119H45ZM48 120H49V119H48ZM54 120H55V119H54ZM68 120H69V119H67V121H68ZM112 120H113V119H112ZM112 120H111V121H112ZM131 120H132V119H131ZM131 120H130V121H131ZM137 120H138V119H137ZM147 120H148V119H147ZM159 120H160V119H159ZM159 120H158V121H159ZM175 120H176V118H175ZM187 120H188V119H187ZM187 120H186V121H187ZM193 120L196 122V119H193ZM198 120H199V119H198ZM206 120H207V119H206ZM229 120H230V119H229ZM2 121H4V120H2ZM8 121H9V120H8ZM27 121H28V120H27ZM42 121H44V120H42ZM51 121H52V120H51ZM96 121H97V120H96ZM107 121H108V120H107ZM120 121H121V119H120ZM124 121H125V120H124ZM139 121H140V120H139ZM139 121H138V123L135 122V121H134V122L137 123V124H139ZM145 121H146V119H145ZM148 121H149V120H148ZM148 121H146V122H148ZM177 121H178V120H177ZM180 121H181V119H180ZM11 122H12V121H11ZM21 122H24V124H25V121H21ZM31 122H32V120L30 121V123H31ZM58 122H59V121H58ZM60 122H61V121H60ZM92 122H93V121H92ZM98 122H99V121H98ZM100 122H101V121H100ZM116 122H117V121H116ZM134 122H132V123H134ZM166 122H167V120H166ZM175 122H176V121H175ZM178 122H179V121H178ZM182 122H183V121H182ZM191 122H192V120H191ZM33 123H34V122H33ZM36 123H37V122H36ZM38 123H39V122H38ZM41 123H42V122H41ZM46 123H47V122H45V124H46ZM55 123H57V121H55ZM61 123H62V122H61ZM117 123H118V122H117ZM119 123H120V122H119ZM121 123H122V122H121ZM183 123H184V122H183ZM185 123H186V126H187L188 123H187V122H185ZM196 123H198V122H196ZM230 123H231V122H230ZM26 124H27V123H26ZM70 124H71V123H70ZM70 124L68 123V125H70ZM74 124H75V123H74ZM74 124H72V125L74 126V127H72V128L75 129V125H74ZM80 124H84V121H83L82 123H80ZM101 124H102V123H101ZM105 124H106V123H104V125H105ZM128 124H129V122H128V123L125 122V124L123 123V128H127V129H128V130H127V133H131V134H133V131H129V126H128ZM146 124H147V123H146ZM156 124H157V122H156ZM161 124H162V123H161ZM165 124H166V123H165ZM173 124H174V123H173ZM0 125H1V124H0ZM3 125H4V124H3ZM5 125H6V124H5ZM9 125H10V124H9ZM12 125H13V126H12ZM12 125H11V126H12L11 128H13V127L16 126L14 123H13ZM21 125H22V124H21ZM39 125H40V124H38V126H39ZM43 125H44V122H43ZM53 125H54V124H53ZM56 125H60V124L58 123V124H56ZM78 125H79V123H78ZM84 125H86V124H84ZM94 125H95V124H94ZM130 125H131V124H130ZM169 125H170V124H169ZM179 125L183 126V124H179ZM228 125H229V124H228ZM26 126H28V125H26ZM29 126H30V125H29ZM29 126H28V127H29ZM41 126H42V124H41ZM76 126H77V125H76ZM96 126H97V125H96ZM96 126H95V127H96ZM145 126H146V125H145ZM152 126H153V125H152ZM152 126H151V127H152ZM170 126H171V125H170ZM181 126H179V127H181ZM186 126H184V128H185ZM195 126L197 127V125H196V124L194 125V131H195ZM33 127H34V126H33ZM36 127H37V126H36ZM50 127H51V124H50ZM65 127H66V126H65ZM90 127H91V126H90ZM99 127H100V125H99ZM105 127L107 128V125H106ZM112 127H113V126H112ZM151 127H150V128H151ZM161 127H162V126H161ZM171 127H172V126H171ZM189 127H190V126H189ZM218 127H219V126H218ZM0 128H1V127H0ZM2 128H6V126H3ZM8 128H9V127H8ZM22 128H23V127H22ZM30 128H32V125L30 126ZM44 128H45V127H44ZM47 128H48V127H47ZM59 128L61 129V126L58 127V130H59ZM72 128L70 127V129H67L68 132H69V130H73ZM83 128H85V126H84ZM87 128H89V127H87ZM109 128H111V127H109ZM137 128H138V127H137ZM165 128L168 129L167 125H166ZM172 128H174V127H172ZM181 128H182V127H181ZM219 128H220V127H219ZM13 129H14V128H13ZM16 129H17V128H16ZM25 129H26V128H25ZM51 129H52V130L55 129V126H54V128H51ZM63 129H64V128H63ZM76 129H80V132H81V127H78V128H76ZM76 129H75V130H76ZM101 129H102V126H101ZM111 129H112V128H111ZM114 129H115V127H114ZM131 129H132V128H131ZM147 129H148V128H147ZM161 129H162V128H161ZM187 129H189V128H186V130H187ZM215 129H217V127H216ZM222 129H223V128H222ZM0 130H1V129H0ZM2 130H3V129H2ZM6 130H7V129H6ZM8 130H9V129H8ZM31 130H32V129H31ZM34 130H35V129H34ZM38 130H39V128H38ZM40 130H42V129H40ZM48 130H49V128H48ZM104 130H105V129H104ZM106 130L109 131V129H106ZM112 130H113V129H112ZM112 130H111V131H112ZM117 130H119V129H117ZM140 130H141V129H140ZM140 130H139V131H140ZM145 130H146V129H144L143 131H145ZM149 130H150V129H149ZM154 130H155V129H154ZM157 130H158V129H157ZM179 130H180V128H179ZM186 130H183V131H186ZM190 130H192V129H190ZM199 130H200V128H199ZM4 131H5V129H4ZM9 131H10V130H9ZM11 131H12V130H11ZM15 131H16V130H15ZM15 131H13V133H14ZM17 131H18V130H17ZM28 131H30V130H28ZM28 131H26V135L28 134V133H27ZM64 131H65V130H64ZM83 131H84V129H83ZM88 131H89V129H88ZM121 131H122V130H121ZM121 131H119V132H121ZM134 131H135V130H134ZM139 131L136 130L135 132H136V133H139ZM141 131H142V130H141ZM155 131H156V130H155ZM164 131H165V130H164ZM172 131H173V129H172ZM194 131H192V132L195 133L196 131H195V132H194ZM218 131H220V130H218ZM221 131H222V130H221ZM19 132H20V131H19ZM35 132H36V131H35ZM35 132L32 133V134H30V133H29V134H30V135H34V134H36ZM75 132H76V131H75ZM109 132H110V131H109ZM123 132H124V130H123ZM145 132H146V131H145ZM166 132H168V131H166ZM189 132H191V131H189ZM197 132H199V131L197 130ZM197 132H196V134H198ZM222 132H223V131H222ZM222 132H221V133L219 132V134H222ZM233 132H234V131H233ZM38 133H39V132H38ZM48 133H49V132H48ZM50 133H54V132H50ZM61 133H62V132H61ZM65 133H67V132L65 131ZM83 133H84V132H83ZM101 133H102V132H101ZM127 133L125 134V136L128 135ZM142 133H143V132H142ZM171 133H172V132H171ZM215 133H216V131H215ZM2 134H3V133H2ZM2 134H1V135H2ZM11 134H12V133H11ZM11 134H10V135H11ZM14 134L17 135V133H14ZM24 134H25V133H24ZM56 134H58V133H56ZM56 134H55V135H56ZM59 134H60V133H59ZM62 134H63V133H62ZM62 134H60V135L62 136ZM69 134H70V133H69ZM79 134H80V133H79ZM81 134H82V133H81ZM81 134H80V135H81ZM84 134H85V133H84ZM105 134H106V133H105ZM105 134H104V135H105ZM115 134H116V133H115ZM143 134H144V133H143ZM162 134H163V133H162ZM166 134H167V133H165V135H166ZM168 134H169V133H168ZM180 134L182 135V132H180ZM183 134H184V133H183ZM196 134H195V135H196ZM216 134H217V133H216ZM65 135H67V134H65ZM80 135H78V136H80ZM94 135H95V131H94ZM99 135H100V134H99ZM99 135H98V137H97V138H99L97 141L100 140V136H99ZM104 135H103V133H102V136H104ZM112 135H113V134H112ZM120 135H121V134H120ZM136 135H137V137H138V134H136ZM145 135H146V134H145ZM172 135H174V134L172 133ZM188 135H191V133L188 134ZM202 135H203V134H202ZM225 135H226V134H225ZM227 135H228V134H227ZM6 136H8V135H6ZM13 136H14V135H13ZM37 136H38V135H37ZM67 136H68V135H67ZM81 136H82V135H81ZM87 136H92V135H87ZM146 136H147V135H146ZM160 136H161V135H160ZM177 136H178V134H177ZM197 136H198V135H197ZM42 137H43V136H42ZM93 137L96 138V135L93 136ZM93 137H91V138H93ZM121 137H122V136H120V138H121ZM127 137H129V136H127ZM137 137H136V138H137ZM148 137H149V136H148ZM175 137H176V133H175V135H174V138H175ZM182 137H184V136H182ZM3 138H5V137H3ZM35 138H37L36 135H35ZM38 138H39V137H38ZM53 138H54V137H53ZM60 138H61V137H60ZM65 138H66V140H67V137H65ZM73 138H74V137H73ZM86 138H87V137H86ZM86 138L84 137V139H86ZM136 138H135V139H136ZM138 138H139V137H138ZM141 138H143V139L145 140L144 137L140 136L139 139H141ZM170 138H171V137H170ZM33 139H34V138H33ZM41 139H42V138H41ZM62 139H63V138H62ZM71 139H72V138H71ZM74 139H75V138H74ZM74 139H72V140H74ZM82 139H83V137H82ZM82 139H80V140H82ZM93 139H94V138H93ZM101 139H102V137H101ZM107 139H108V138H107ZM116 139H117V138H116ZM123 139H124V136H123ZM126 139H127V138H126ZM126 139H125V140H126ZM130 139H131V138H130ZM130 139H129V140L127 139V141H129V143L131 142ZM150 139H151V138H150ZM150 139H149V140H150ZM152 139H153V138H152ZM156 139H157V138H156ZM227 139H229V137H227ZM12 140H13V139H12ZM68 140H69V136H68ZM77 140H78V139H77ZM80 140H79L78 142H80ZM131 140H132V139H131ZM136 140H137V143H139V140H138V139H136ZM146 140H147V139H146ZM146 140H145V141H146ZM149 140H147L146 142H149ZM198 140H199V139H198ZM18 141H20V140H18ZM31 141H32V140H31ZM31 141H28V142H31ZM70 141H71V140H69V142H70ZM75 141H76V140H75ZM75 141H74V142H75ZM91 141H92V140H91ZM101 141H102V140H101ZM101 141H100V143H101ZM103 141H104V140H103ZM127 141H126V142H127ZM132 141H134V140H132ZM173 141L175 142V140H173ZM173 141H172V142H173ZM200 141H201V140H200ZM10 142H12V141H10ZM13 142H14V141H13ZM42 142L44 143L45 141H42ZM89 142H90V141H89ZM104 142H105V141H104ZM107 142H109V141H107ZM114 142H115V141H114ZM116 142H117V141H116ZM204 142H206V141H204ZM23 143H24V142H23ZM34 143H35V142H34ZM40 143H41V140H40ZM87 143H88V141H87ZM93 143H94V145H95V142H93ZM121 143H122V141H121ZM127 143H128V142H127ZM140 143H141V145H139V146H142V142H140ZM143 143H144V142H143ZM154 143H155V142H154ZM169 143H170V142H169ZM24 144H25V143H24ZM27 144L29 145V143H27ZM38 144H39V142H38ZM81 144H82V143H80V145H81ZM91 144H92V142L90 143V145H91ZM101 144L103 145V143H101ZM110 144H112V142H110ZM130 144H132V142H131ZM171 144H173V143H171ZM28 145H26V146H27V147H30V146H28ZM51 145H53V144H51ZM54 145H55V144H54ZM70 145H73V144H70ZM80 145H79V147H80ZM84 145H85V146H84ZM90 145H89V146H90ZM135 145H136V144H135ZM7 146H8V145H7ZM34 146H35V144H34ZM42 146H44V145H42ZM81 146H84V147L87 146V150L89 149V148H88V144H83V145H81ZM91 146H92V145H91ZM95 146H96V145H95ZM103 146H104V145H103ZM205 146H207V145H205ZM12 147H13V146H12ZM38 147H39V146H38ZM51 147H52V146H51ZM68 147H69V146H68ZM70 147H71V146H70ZM105 147H106V145H105ZM110 147H111V145H110ZM113 147H114V146H113ZM136 147H137V146H136ZM142 147H143V146H142ZM152 147H153V146H152ZM45 148H47V147H45ZM55 148H56V147H55ZM72 148H73V147H72ZM74 148H75V147H74ZM74 148H73V149H74ZM139 148H140V147H139ZM162 148H163V147L161 146V149H162ZM16 149H17V148H16ZM33 149H34V148H33ZM51 149H52L51 151H53V148H51ZM78 149H79V148H78ZM85 149H86V148H85ZM96 149H97V147H96ZM121 149H122V148H121ZM125 149H126V148H125ZM134 149H136L135 146H134ZM141 149H142V148H141ZM148 149H149V148H148ZM148 149H147V152H148ZM152 149H153V148H152ZM24 150H25V149H24ZM35 150H36V148H35ZM43 150H44V148H43ZM57 150H58V149H57ZM69 150L72 151L71 148H70ZM79 150H80V149H79ZM82 150H83V149H82ZM94 150H95V149H94ZM98 150H100V147L98 148ZM108 150H111V148L108 149ZM113 150H114V149H113ZM127 150H128V149H127ZM156 150H158L157 147H156ZM15 151H16V150H15ZM29 151H30V150H29ZM58 151H59V150H58ZM73 151H74V150H73ZM91 151H92V150H91ZM101 151H102V150H101ZM115 151H116V150H115ZM159 151H160V150H159ZM161 151H163V150H161ZM36 152H39V151H36ZM44 152H45V151H44ZM44 152H43V153H44ZM87 152H89V151H87ZM87 152H86V153H87ZM144 152H145V151H143V153H144ZM40 153H41V152H40ZM46 153H47V154H50V152H49V153L46 152ZM51 153H52V152H51ZM80 153H81V152H80ZM94 153H95V151L92 152L91 155H94ZM104 153H106V152L104 151ZM134 153H135V152H134ZM137 153H138V152H137ZM157 153H159V152H157ZM31 154H32V152H31ZM33 154H35V153H33ZM53 154H54V153H52L51 155H53ZM55 154H56V153H55ZM66 154H68V151H66ZM71 154H72V153H71ZM88 154H89V153H88ZM96 154H97V152H96ZM108 154H109V153H106L105 156H108ZM112 154H113V153H112ZM112 154H111V155H112ZM148 154H150V152H148ZM20 155H22V154H20ZM74 155H75V157H76V154H74ZM80 155H81V154H78V156H80ZM137 155H138V154H137ZM140 155H141V154H140ZM153 155H154V153H153ZM158 155H159V154H158ZM158 155H157V156H158ZM27 156H28V155H27ZM37 156H38V155H37ZM55 156H56V155H55ZM61 156H62V154H61ZM65 156H67V158H68L69 155H65ZM70 156H72V155H70ZM97 156H98V155H97ZM105 156H103V159H105ZM114 156H115V158H117V157L119 158V157H120L119 155L117 156V154H114ZM116 156H117V157H116ZM130 156H131V155H130ZM135 156H136V154H135ZM149 156H150V155H149ZM159 156H160V155H159ZM35 157H36V156H35ZM86 157H87V156H86ZM88 157H89V156H88ZM94 157H95V156H94ZM99 157H100V156H98V158H99ZM127 157H128V156H127ZM29 158H30V156H29ZM47 158H50V157H47ZM59 158H60V157H59ZM70 158H71V157H70ZM111 158H112V156H111ZM111 158H110V159H111ZM32 159H33V158H32ZM43 159H44V158H43ZM64 159H65V157H64ZM76 159H78V158H76ZM76 159H75V160H76ZM129 159H130V158H129ZM149 159H150V158H149ZM35 160H37V159H35ZM51 160L53 161V159H51ZM62 160H63V159H62ZM66 160H67V159H66ZM80 160H81V159H80ZM82 160H83V159H82ZM99 160H100V158H99ZM106 160H108V159H106ZM119 160H120V161H118V162H122V159H119ZM45 161H46V159H45ZM78 161H79V160H78ZM88 161H89V159H88ZM111 161H112V159H111ZM113 161H114V160H113ZM113 161H112V162H113ZM185 161H186V160H185ZM26 162H29V161L26 160ZM43 162H44V161H43ZM50 162H51V161H50ZM69 162H70V161H69ZM72 162H73V161H72ZM76 162H77V161H76ZM81 162H82V164L84 165V162H87V161L84 160V161H81ZM182 162H183V161H182ZM24 163H25V162H24ZM31 163H33V161H31ZM36 163H37V161H36ZM40 163H41V162H40ZM40 163H39V164H40ZM51 163H52V162H51ZM53 163H54V162H53ZM53 163H52V164H53ZM57 163H58V162H57ZM64 163H65V160H64ZM79 163H80V162H79ZM79 163H78V164H79ZM88 163H89V162H88ZM88 163H87V164H88ZM98 163H99V162H98ZM100 163H101V162H100ZM103 163H104V162H103ZM180 163H181V162H180ZM185 163H186V162H185ZM39 164H37V165L39 166ZM70 164H71V163H70ZM82 164H79V165H82ZM87 164H86V166H87ZM93 164L95 165V163H93ZM116 164H118V163H116ZM183 164H184V163H183ZM183 164H182V165H183ZM19 165H20V164H19ZM22 165H23V164H22ZM40 165H43V163L40 164ZM54 165H55V164H53V166H54ZM89 165H90V164H88V166H87L88 168L91 167V166H89ZM101 165H102V164H99V166H101ZM123 165H124V164H123ZM138 165H139V164H138ZM141 165H142V163H141ZM190 165H191V164H190ZM194 165H195V164L193 163L191 166H194ZM9 166H10V165H9ZM12 166H13V165H12ZM65 166H66V165H65ZM106 166H107V164H106ZM110 166H111V165H110ZM184 166H185V165H184ZM3 167H4V166H3ZM18 167H19V166H18ZM23 167H24V166H23ZM31 167H32V166H31ZM62 167H63V166H62ZM80 167H81V166H80ZM102 167H103V166H102ZM1 168H2V166H1ZM36 168H37V166H36ZM38 168H39V167H38ZM40 168L42 169V167H40ZM47 168H49V167L46 166V170H47ZM82 168H83V167H82ZM88 168H87V169H88ZM95 168H96V167H94V168L92 167V168H89V169L92 170V169H95ZM103 168H104V167H103ZM186 168H187V170H188V164L186 165L185 169H186ZM196 168H197V167H196ZM24 169H25V168H24ZM24 169H23V170H24ZM43 169H44V168H43ZM51 169H52V168H51ZM51 169H50V170H51ZM56 169H57V167H56ZM85 169H86V168H85ZM99 169H101V168H99ZM99 169H98V170H99ZM104 169H105V168H104ZM106 169H107V168H106ZM4 170H5V169H4ZM13 170H14V168H13ZM19 170H22V168L19 169ZM44 170H45V169H44ZM65 170H66V168H65ZM69 170H71V169H69ZM72 170H73V167H72ZM77 170H78V169H77ZM80 170H82V169L80 168ZM83 170H84V169H83ZM83 170H82V171H83ZM142 170H143V169H142ZM5 171H6V170H5ZM14 171H15V170H14ZM17 171H18V170H17ZM17 171H16V172H17ZM53 171H54V170H53ZM73 171H74V170H73ZM96 171H97V170H96ZM99 171H100V170H99ZM105 171H106V170H105ZM118 171H119V170H118ZM192 171H193V170H192ZM196 171H197V170H196ZM2 172H3V171H1V173H2ZM7 172H8V171H7ZM22 172H23V171H22ZM28 172H29V171H27V173H28ZM33 172H34V171H33ZM33 172H32V173H33ZM39 172H40V171H39ZM50 172H51V171H50ZM56 172L58 173L57 170H56ZM76 172H77V171H76ZM92 172H94V171H92ZM92 172H88V173L90 174V173H92ZM100 172H101V171H100ZM113 172H115V171H113ZM116 172H117V170H116ZM116 172H115V173H116ZM124 172H126V171H124ZM128 172H129V171H128ZM1 173H0V174H1ZM10 173H11V172H9V175H10ZM37 173H38V172H37ZM42 173H43V172H42ZM66 173H67V172H66ZM78 173H79V172H78ZM84 173H85V172H84ZM101 173H102V172H101ZM107 173H108V172H107ZM2 174H4V173H2ZM14 174H15V173H14ZM21 174L25 175V173H21ZM46 174H48V173L46 172ZM63 174H64V173H63ZM85 174H87V173H85ZM93 174H94V173H93ZM93 174H92L91 177H93ZM96 174H99V176H100V173H99V172H97ZM118 174H119V173H118ZM126 174H127V173H126ZM135 174H136V173H135ZM7 175H8V174H7ZM23 175H22V176H23ZM34 175H36V174H34ZM44 175H45V174H44ZM48 175H49V174H48ZM64 175H65V174H64ZM68 175H69V174H68ZM79 175H80V177L82 176L80 173H79ZM109 175H110V174H109ZM119 175H120V174H119ZM190 175H191V173H190ZM190 175H189V176H190ZM193 175L196 176L195 174H193ZM5 176H6V175H5ZM11 176H12L13 178H12V180H10V181H13L14 178H15L16 176H15V177H14L13 175H11ZM11 176H10V177H11ZM17 176H18V174H17ZM19 176H20V175H19ZM25 176H26V175H25ZM28 176H29V175H28ZM45 176H46V175H45ZM70 176H71V175H70ZM77 176H78V175H77ZM96 176H97V175H96ZM111 176H112V175H111ZM184 176L186 177V174H185ZM10 177H9V179H10ZM72 177H74V176H72ZM85 177H86V176H85ZM87 177H88V176H87ZM89 177H90V176H89ZM89 177H88V179H89ZM108 177H109V176H108ZM128 177H129V176H128ZM128 177H127V178H128ZM131 177H132V176H131ZM190 177H193V176H190ZM19 178H20V177H19ZM21 178H22L21 180L24 179L23 177H21ZM25 178H26V177H25ZM49 178H50V176H49ZM51 178H52V177H51ZM57 178H58V177H57ZM57 178H56V179H57ZM62 178H63V176H62ZM66 178H67V177H66ZM76 178H78V177H76ZM82 178H83V177H82ZM93 178H94V180H96V179H95V176H94ZM109 178H110V177H109ZM112 178H113V177H112ZM121 178H122V174H121ZM3 179H6V178L3 177ZM9 179H8V181H9ZM27 179H28V178H27ZM53 179H54V178H53ZM78 179H80V178H78ZM114 179H115V178H114ZM122 179H124V178H122ZM122 179H121V180H122ZM191 179H193V178H191ZM1 180H2V178H0V182H1ZM6 180H7V179H6ZM15 180L17 181V179H15ZM73 180H74V179H73ZM81 180H82V179H80V181H81ZM83 180H84V178H83ZM86 180H87V179H86ZM86 180H85V181H86ZM92 180H93V179H92ZM129 180H131V178H130ZM187 180H188V179H187ZM195 180H197L196 177H195ZM195 180H194V181H195ZM8 181H5V182H8ZM16 181H15V182H16ZM27 181H28V180H27ZM27 181H26V182H27ZM29 181H30V180H29ZM89 181H90V180H89ZM123 181H124V180H123ZM136 181H137V179H136ZM2 182H3V181H2ZM30 182H31V181H30ZM55 182H56V180H55ZM83 182H84V181H83ZM99 182H100V181H99ZM120 182H121V181H120ZM73 183H74V182H73ZM85 183H87V182H85ZM95 183H96V182H95ZM117 183H118V182H117ZM128 183H129V182H128ZM128 183H127V184H128ZM189 183H190V181H189ZM12 184H13V183H11V185H12ZM15 184H16V183H15ZM19 184H20V183H19ZM28 184H29V183H28ZM32 184H33V183H32ZM32 184H31V185H32ZM47 184H48V183H47ZM52 184H53V183H52ZM52 184H51V185H52ZM62 184H63V183H62ZM103 184H105V182H103ZM103 184H102V185H103ZM121 184H122V183H121ZM131 184H132V183H131ZM2 185H3V184H2ZM20 185H21V184H20ZM26 185H27V184H26ZM51 185H50V186H51ZM74 185H75V184H74ZM76 185H77V184H76ZM132 185H134V184H132ZM96 186H98V184H96ZM145 186H146V185H145ZM6 187H8V186L6 185ZM9 187H10V186H9ZM9 187H8V189H5V190L8 191V190H9ZM15 187H16V186H14V187L11 186V188H15ZM17 187H19V186H17ZM22 187H24V180H23V185H22ZM58 187H59V186H58ZM71 187L73 188V186H71ZM98 187H99V186H98ZM105 187H106V186H105ZM121 187H122V185H121ZM129 187H131V186H129ZM2 188H4V187H2ZM11 188H10V189H11ZM28 188H29V186H28ZM28 188H27V189H28ZM30 188H31V187H30ZM33 188H34V187H33ZM45 188H46V187H45ZM16 189H17V188H16ZM34 189H36V188H34ZM47 189H48V188H47ZM50 189H51V188H50ZM52 189H53V188H52ZM75 189H76V188H75ZM88 189H89V188H88ZM93 189H94V188H93ZM103 189H104V188H103ZM109 189H110V188H109ZM109 189H107V190L109 191ZM114 189H115V187H114ZM131 189H132V188H131ZM136 189H137V188H136ZM181 189H182V188H181ZM0 190H1V189H0ZM12 190H13V189H12ZM17 190H18V189H17ZM21 190H22V189H21ZM37 190H38V189H37ZM67 190H68V189H67ZM69 190H70V188H69ZM80 190H81V189H80ZM100 190H101V189H100ZM128 190H129V189H128ZM1 191H3V190H1ZM6 191H4L3 193H6ZM14 191H15V190H14ZM25 191H26V190H25ZM53 191H54V190H53ZM58 191H59V190H58ZM61 191H63V190H61ZM130 191H132V190H130ZM178 191H179V190H178ZM9 192H11V191L9 190ZM9 192H8V193H9ZM20 192H21V191H20ZM28 192H29V191H28ZM28 192H27V195H25L26 197H28V195H29ZM36 192H37V191H35V193H36ZM54 192H57V191H54ZM59 192H60V191H59ZM83 192H84V191H83ZM96 192H97V191H96ZM103 192H104V191H103ZM22 193H23V192H22ZM30 193H33V192H32V189H31V192H30ZM37 193H38V192H37ZM70 193H71V191H70ZM147 193H148V191H147ZM0 194H1V193H0ZM6 194H7V193H6ZM9 194H10V193H9ZM56 194H57V193H56ZM107 194H108V192H107ZM174 194H175V193H174ZM22 195H24V193H23ZM54 195H55V193H54ZM168 195H169V194H168ZM1 196H2V195H0V197H1ZM3 196H5V195H3ZM7 196L9 197V195H7ZM7 196H6V197H7ZM17 196H18V195H17ZM25 196H24V198H26ZM105 196H106V195H105ZM151 196H152V195H151ZM169 196H170V195H169ZM14 197H15V196L13 195V198H14ZM20 197H21V196H20ZM20 197H17V198H20ZM30 197H31V195H30ZM30 197H29V198H30ZM33 197H34V196H33ZM35 197H36V196H35ZM161 197H162V196H161ZM161 197H160V198H161ZM164 197H166V196H164ZM164 197H163V198H164ZM4 198H5V197H4ZM10 198H11V197H10ZM17 198L15 197V199H17ZM37 198H38V197H37ZM52 198H53V197H52ZM55 198H56V197H55ZM61 198H62V196H61ZM163 198H162V199H163ZM1 199H2V197L0 198V200H1ZM6 199H7V198H6ZM56 199H57V198H56ZM62 199H63V198H62ZM65 199H66V198H65ZM166 199H167V198H166ZM33 200H34V199H33ZM42 200H44V199H42ZM1 201H2V200H1ZM24 201H25V200H24ZM57 201H58V200H57ZM57 201H56V203H57ZM167 201H168V199H167ZM5 202H6V201H4L3 203H5ZM17 202H18V201H17ZM19 202H20V201H19ZM19 202H18V203H19ZM58 202H59V201H58ZM71 202H72V201H71ZM71 202H70V203H71ZM162 202H163V201H162ZM3 203H2V204H3ZM18 203H17V204L15 203V205H18ZM59 203L62 204V202H59ZM75 203H76V202H75ZM10 204H11V203H10ZM65 204H66V203H65ZM71 204H72V203H71ZM69 205H70V204H69ZM3 206H4V205H3ZM8 206H9V205H7V206L5 205V208H6V207L8 208ZM26 206H27V205H26ZM29 206H30V205H29ZM67 206H68V205H67ZM67 206H66V207H67ZM11 207H13V205H11ZM38 207H39V206H38ZM62 208H64V207L62 206ZM78 208H79V207H78ZM25 209H27V208H25ZM8 210H9V209H8ZM10 210H11V209H10ZM15 210H16V209H15ZM18 210H19V209H18ZM18 210H17V212H18ZM27 210H28V209H27ZM33 210H34V208H33ZM21 211H22V210H21ZM34 211H35V210H34ZM17 212L14 211L15 214H17ZM22 212L24 213V211H22ZM8 213H9V212H8ZM23 213H22V214H23ZM33 213H34V212H33ZM98 213H99V212H98ZM15 214H14V215H15ZM24 214H27L26 211H25ZM20 215H21V214H20ZM39 215H40V214H39ZM42 215H43V214H42ZM93 215H94V213H93ZM22 216L24 217V215H22ZM22 216H20V217H22ZM25 216H26V215H25ZM27 216H28V215H27ZM37 216H38V214H37ZM4 217H5V216H4ZM91 217H92V216H91ZM1 218H3V217L1 216ZM26 218H27V217H26ZM24 219H25V218H24ZM34 219H35V218H34ZM36 219H37V218H36ZM28 220H30V218H29ZM28 220H27V221H28ZM24 221H25V220H24ZM32 221H33V219H32ZM39 222H40V221H39ZM32 223H33V222H32ZM36 223H37V222H36ZM110 223H111V222H110ZM7 224H8V223L5 222V224H4L5 226H4V227H6ZM108 224H109V223H108ZM114 224H115V223H114ZM19 225H20V224H19ZM34 225H35V222L32 224V226H34ZM36 225H37V224H36ZM109 225H110V224H109ZM9 226H10V225H9ZM11 226L13 227V225H11ZM14 226H16V225H14ZM23 226H24V225H23ZM42 226H43V225H42ZM2 227H3V226H2ZM19 227H21V226H19ZM19 227H18V229H19ZM40 227H41V226H40ZM104 227H108V225H107V226H104ZM113 227H114V225L112 226V228H113ZM115 227H116V226H115ZM9 228H10V227H9ZM9 228H8V229H9ZM26 228H27V227H26ZM26 228H25V229H26ZM37 228H38V226H37ZM97 228H98V227H97ZM108 228H109V227H108ZM6 229H7V228H6ZM14 229H15V228H14ZM16 229H17V228H16ZM20 229L22 230V228H20ZM34 229H36V228L34 227ZM105 229H106V228H105ZM27 230H28V229H27ZM101 230H102V228H101ZM1 231H2V230H1ZM1 231H0V232H1ZM13 231H14V230H13ZM19 231H20V230H19ZM113 231H114V230H113ZM15 232H17V230H15ZM28 232H30V231L28 230ZM100 233H101V232H100ZM16 234H18V233H16ZM24 234L27 235V233H25V232H24ZM4 235H5V234H4ZM4 235H3V236H4ZM18 235H20V233H19ZM0 237L3 238V237L1 236V234H0ZM20 237H22V236H19V238H20ZM1 238H0V239H1ZM1 240H2V239H1ZM105 240H106V239H105ZM25 241H27V240H25ZM9 242H10V241H9ZM4 243H6V242H4ZM9 246H10V245H9ZM12 246H13V245H12ZM27 246H28V245H27ZM13 247H15V245H14ZM13 247H11V249L8 248L9 251H12V248H13ZM18 247H19V246H18ZM18 247H17V248H18ZM5 248H7V246H5ZM27 249H28V247H27ZM2 250H3V249H2ZM15 250H17V249H14V252H13V251H12V252L15 253ZM29 250H31V249H29ZM5 252L8 253L7 250H6ZM29 252H30V251H29ZM7 253H6V254H7ZM13 253H11V254H13ZM30 254H31V253H30ZM15 255H16V254H15ZM28 255H29V254H28ZM111 255H112V254H111ZM113 255H114V254H113ZM26 256H27V255H26ZM31 256H33V255H31ZM97 256H98V255H97ZM9 257H10V256H9ZM9 257H8V258H9ZM11 257H12V256H11ZM24 257H25V256H24ZM55 257H56V256H55ZM104 257H105V256H104ZM89 258H90V257H89ZM92 258H93V257H92ZM20 259H21V258H20ZM24 259H26V258H24ZM40 259H41V258H40ZM94 259H95V258H94ZM101 259H102V258H101ZM115 259H116V258H115ZM9 260H10V259H8V261H9ZM34 260H35V259H34ZM95 260H96V259H95ZM1 261H2V260H1ZM10 261H12V259H11ZM14 261H15V260H14ZM36 261H37V260H36ZM90 261H91V259H90ZM90 261H89V263H90ZM98 261H100V259H98ZM98 261H97V262H98ZM116 261H117V260H116ZM2 262H3V261H2ZM104 262H105V260H104ZM12 263H13V262H12ZM15 263H16V261H15ZM15 263H13V264H15ZM25 263H27V262L25 261ZM38 263H39V262H38ZM40 263H42V261H40ZM56 263H57V262H56ZM98 263H99V262H98ZM98 263H96V264H98ZM100 263H102V262H100ZM107 263H108V262H107ZM122 263H123V262H122ZM2 264H3V263H2ZM16 264H17V263H16ZM20 264H22V262H20ZM32 264H35V263H32ZM53 264H54V263H53ZM91 264H95V263H93V260H92V263H91Z\"/></svg>",
	"mask_w": 264,
	"mask_h": 264
}]
</instances>
